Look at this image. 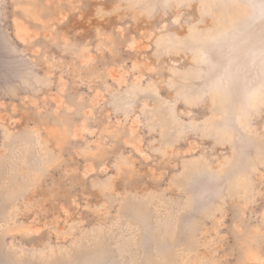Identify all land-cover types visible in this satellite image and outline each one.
<instances>
[{"label":"rangeland","instance_id":"rangeland-1","mask_svg":"<svg viewBox=\"0 0 264 264\" xmlns=\"http://www.w3.org/2000/svg\"><path fill=\"white\" fill-rule=\"evenodd\" d=\"M0 264H264V0H0Z\"/></svg>","mask_w":264,"mask_h":264}]
</instances>
